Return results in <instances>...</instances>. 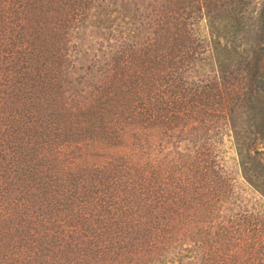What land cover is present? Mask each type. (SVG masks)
I'll return each instance as SVG.
<instances>
[{
  "label": "trees",
  "instance_id": "obj_1",
  "mask_svg": "<svg viewBox=\"0 0 264 264\" xmlns=\"http://www.w3.org/2000/svg\"><path fill=\"white\" fill-rule=\"evenodd\" d=\"M245 186L264 0H0V264H264Z\"/></svg>",
  "mask_w": 264,
  "mask_h": 264
},
{
  "label": "rangeland",
  "instance_id": "obj_2",
  "mask_svg": "<svg viewBox=\"0 0 264 264\" xmlns=\"http://www.w3.org/2000/svg\"><path fill=\"white\" fill-rule=\"evenodd\" d=\"M80 62H85V58L82 56L79 58ZM258 147L260 145L258 144ZM222 150H223V161L225 162L226 166L229 168L234 167L235 162V150L231 143V141L228 139V136L224 137L223 144H222ZM243 196L248 202H252L253 200L258 206L261 208H264V200L261 198V196L255 191L252 190L250 187L245 186L243 188Z\"/></svg>",
  "mask_w": 264,
  "mask_h": 264
}]
</instances>
